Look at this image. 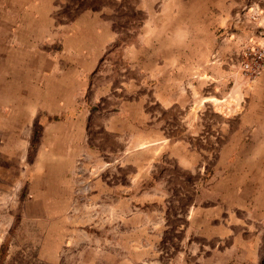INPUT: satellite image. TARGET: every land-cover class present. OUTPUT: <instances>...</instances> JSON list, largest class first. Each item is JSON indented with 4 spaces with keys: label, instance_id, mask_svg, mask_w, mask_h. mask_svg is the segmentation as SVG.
<instances>
[{
    "label": "rangeland",
    "instance_id": "rangeland-1",
    "mask_svg": "<svg viewBox=\"0 0 264 264\" xmlns=\"http://www.w3.org/2000/svg\"><path fill=\"white\" fill-rule=\"evenodd\" d=\"M56 3L59 22L83 5L104 3L118 35L77 99L82 107L75 110L87 111L83 134L75 126L65 141L52 142L45 178L33 183L25 171L37 159L30 158L33 140L28 160L0 157V264H264V219L240 208L212 212L232 159L222 154L246 90L261 74L246 78L239 61L264 46V33L255 27L237 38L228 26L224 37L238 44L222 63L227 81L189 94L190 104L165 107L155 97V78L132 51L145 18L137 0ZM140 116L145 125H138ZM112 117L124 122L121 131L110 130ZM4 162L20 172L4 170ZM223 225L231 235H218Z\"/></svg>",
    "mask_w": 264,
    "mask_h": 264
},
{
    "label": "crops",
    "instance_id": "crops-1",
    "mask_svg": "<svg viewBox=\"0 0 264 264\" xmlns=\"http://www.w3.org/2000/svg\"><path fill=\"white\" fill-rule=\"evenodd\" d=\"M137 2L145 18L138 28V49L132 51H137L146 76L155 78V97L165 107L190 104L189 94L210 87L215 80L219 84L227 81L222 63H226L228 49L238 44L224 37L228 26L237 38L251 36L255 27L264 33V0ZM60 8L56 0H0V157L6 162L17 161V157L28 160L31 142L35 141L37 148L30 158H37L33 162L37 168L34 164L25 168L33 183L46 176L45 168L55 156L52 142L65 141L68 134L77 132L75 126L83 134L87 111L75 110L82 107L77 99L118 35L112 10L104 3L98 9L81 10L69 22L57 20ZM252 12L256 16L251 20ZM246 95L222 154L225 161L232 159L219 187V204L212 212L222 214L224 208H240L248 218L261 221L264 67ZM68 109L75 110L71 117L47 119L66 114ZM113 119L117 117L109 121L110 130L121 131L118 123L124 122ZM142 122L145 125L146 118L140 116L138 125ZM140 134V139L148 137ZM159 138L152 139L158 142ZM41 155L47 158L39 162ZM6 162L2 164L4 170L20 172ZM15 180L18 182L19 177ZM200 213L204 217L210 214ZM218 231L220 237L232 234L229 226H220ZM250 258L253 260L252 255Z\"/></svg>",
    "mask_w": 264,
    "mask_h": 264
},
{
    "label": "built area",
    "instance_id": "built-area-1",
    "mask_svg": "<svg viewBox=\"0 0 264 264\" xmlns=\"http://www.w3.org/2000/svg\"><path fill=\"white\" fill-rule=\"evenodd\" d=\"M251 49V57L239 61L240 74L250 80L256 78L264 67V46L257 44Z\"/></svg>",
    "mask_w": 264,
    "mask_h": 264
},
{
    "label": "trees",
    "instance_id": "trees-1",
    "mask_svg": "<svg viewBox=\"0 0 264 264\" xmlns=\"http://www.w3.org/2000/svg\"><path fill=\"white\" fill-rule=\"evenodd\" d=\"M98 9V6H95V5H91V4H87V5H83L81 8H79V12L81 11V10H84V9ZM78 12V13H79ZM78 13L77 14H75L74 15V17L70 20V21H73L74 20V18L78 15ZM91 109L92 110H95L96 108L95 107H91ZM68 116H71V114H59V115H57V114H54V115H50V116H48V120L49 121H58V120H63V119H65L66 117H68ZM210 171H209V169L208 170H206V172H205V176L206 177H208L209 175H210ZM153 176V175H152ZM152 176H151V178L149 179V181L152 179Z\"/></svg>",
    "mask_w": 264,
    "mask_h": 264
}]
</instances>
